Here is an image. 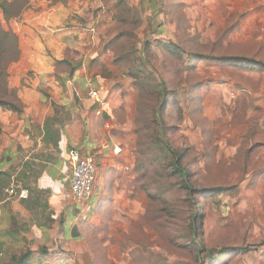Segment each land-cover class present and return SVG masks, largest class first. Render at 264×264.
Instances as JSON below:
<instances>
[{"label":"rangeland","instance_id":"rangeland-1","mask_svg":"<svg viewBox=\"0 0 264 264\" xmlns=\"http://www.w3.org/2000/svg\"><path fill=\"white\" fill-rule=\"evenodd\" d=\"M48 1L70 8L66 28L84 35L66 52L70 63L55 64L54 81L42 72L49 69V51L36 43L16 36L17 43L8 40L0 53L8 62L0 98L22 108H0V264H13L28 251L34 252L29 264H48L42 250L49 248L29 223L19 219L6 228L4 203L17 198L8 190L31 186L32 164L49 154L38 148L39 140L44 148L57 140L56 132L44 130L57 118L53 100H90L85 78L93 76L101 90L111 70L134 82L131 100L105 118L134 168L128 198L117 207L104 201L99 215L94 207L87 212L95 221L83 234L98 263L107 264L106 257L114 260L110 264H264V67L219 59L264 64V0ZM33 2L0 0V29L9 24L5 5L15 16ZM163 88L175 98L164 113L171 149L183 154L191 185L214 190L211 195L192 201L173 170L171 151L155 145L154 113ZM58 106L62 120L68 109ZM100 239L108 241L106 248ZM200 250L224 253L209 259Z\"/></svg>","mask_w":264,"mask_h":264},{"label":"crops","instance_id":"crops-1","mask_svg":"<svg viewBox=\"0 0 264 264\" xmlns=\"http://www.w3.org/2000/svg\"><path fill=\"white\" fill-rule=\"evenodd\" d=\"M29 5L15 16H10V9L5 5L3 12L9 22L6 28L20 41L29 42L31 46L36 43L39 49L40 46L43 48V52L49 51L46 56L51 59L47 62L49 69L42 72L54 81L55 64L64 61L70 63L65 54L79 45L84 30L66 28L72 14L63 2L38 0ZM111 76V81L106 80L102 84L105 106L91 100H80L78 104L77 100H53L57 105L66 106L67 114L70 113L64 118L63 126L56 127L59 138L49 145L45 143V148L39 140L38 148L49 154L32 164L30 173H33L31 177L34 179L31 186L25 185L28 190L19 187L27 191L26 196L4 203V206H8L2 210L6 228H12L19 219L23 224L29 223L32 233L37 234L41 243L49 248L46 257L48 264H65L66 261L69 264H99L98 257L89 250V243L83 234L86 227H92L95 221L94 218L88 221L87 212L94 207L97 214L100 213L104 201L112 202L117 207L121 199L131 195L132 191L126 188V183L133 176L132 154L114 140L115 131L111 130V123L105 118L112 116L126 100H131L134 82L132 78L120 74L119 70H111ZM70 148H78L83 154L96 158L98 172L93 197L85 204H79L67 186L71 167L68 156ZM35 168H38L37 172ZM99 224L103 228L104 221L100 220ZM101 230L104 232L105 228ZM100 240V246L106 248L108 241ZM104 259L108 261L107 264L113 260Z\"/></svg>","mask_w":264,"mask_h":264},{"label":"trees","instance_id":"trees-1","mask_svg":"<svg viewBox=\"0 0 264 264\" xmlns=\"http://www.w3.org/2000/svg\"><path fill=\"white\" fill-rule=\"evenodd\" d=\"M11 39L12 41L14 40L15 43H17V38L14 33H12L11 31H5L3 29H0V53L1 54H3L5 51L7 41ZM219 59L222 61L237 64V65L264 67V64L262 62L256 61L254 59L246 58V57H240V56L221 57ZM64 63H67V62L64 61ZM7 66H8V62L4 59V57L0 58V76L5 77V78L7 77V74H6ZM78 69H79L78 67L74 68L72 73L74 74L75 71ZM160 96H161V100H159L156 106L155 113H154L156 115V117L154 118V123H155V127L158 133V137L154 141L155 145L163 146L171 151L173 155L172 157L173 170L177 175L181 176L183 188L187 190L192 201L197 200L196 198L201 195H211L214 190L212 189L199 190L195 188L193 185H191V183L189 182V176H190L189 171L181 163L183 154L179 153L177 150L172 151L171 146L169 144V140H168V134L171 131V128L168 125H166L164 121V113L167 110V108L174 103L175 98L173 97V92L168 91L165 88H163L160 91ZM53 105L57 113V118L55 115L54 119L47 120L44 126V130H45L46 135L55 134L54 132H56L57 134L55 135L57 136V138H59V132H58L59 129L56 127L57 125L63 126L64 118H66L67 114L64 115L63 119L61 120L60 117L58 118V114L60 113V109L62 108H59L57 104L53 103ZM0 108H2L3 110L13 111L16 113L22 112V108L20 106L16 105L15 103L9 102L7 100L1 99V98H0ZM3 175L8 176L9 174L5 172L3 173ZM192 218H193V222H192L193 231L196 234L198 233V230H199V218H198V212L195 209H194V212L192 213ZM200 251L205 252V255L209 259H214L212 255L215 252L218 254L224 253V250L219 251V252H217L216 250H210V251L200 250ZM48 252L49 250L43 249L42 256L44 257L47 256ZM33 254H34L33 251H28L22 254L19 258H14L13 264H29L30 261L32 260Z\"/></svg>","mask_w":264,"mask_h":264},{"label":"built area","instance_id":"built-area-1","mask_svg":"<svg viewBox=\"0 0 264 264\" xmlns=\"http://www.w3.org/2000/svg\"><path fill=\"white\" fill-rule=\"evenodd\" d=\"M87 98L91 101L105 106L102 98L101 90L95 86V78L87 76L84 80ZM70 160V173L67 178V186L70 193L79 204H85L94 190L97 179V163L95 156L85 155L78 148H70L68 152ZM10 196H17L23 198L27 191L21 190L17 193L13 188L8 190Z\"/></svg>","mask_w":264,"mask_h":264}]
</instances>
